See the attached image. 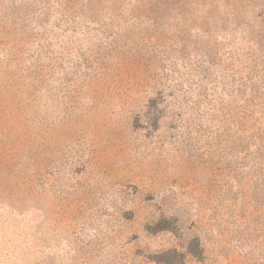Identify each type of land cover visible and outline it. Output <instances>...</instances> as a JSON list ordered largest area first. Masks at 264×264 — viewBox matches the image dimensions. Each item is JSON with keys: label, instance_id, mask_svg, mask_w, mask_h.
Masks as SVG:
<instances>
[{"label": "rangeland", "instance_id": "obj_1", "mask_svg": "<svg viewBox=\"0 0 264 264\" xmlns=\"http://www.w3.org/2000/svg\"><path fill=\"white\" fill-rule=\"evenodd\" d=\"M0 264H264V0H0Z\"/></svg>", "mask_w": 264, "mask_h": 264}]
</instances>
